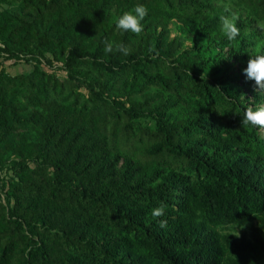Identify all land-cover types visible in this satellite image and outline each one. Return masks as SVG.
I'll list each match as a JSON object with an SVG mask.
<instances>
[{"label": "trees", "instance_id": "obj_1", "mask_svg": "<svg viewBox=\"0 0 264 264\" xmlns=\"http://www.w3.org/2000/svg\"><path fill=\"white\" fill-rule=\"evenodd\" d=\"M261 46L264 0H0V264H264Z\"/></svg>", "mask_w": 264, "mask_h": 264}, {"label": "clouds", "instance_id": "obj_2", "mask_svg": "<svg viewBox=\"0 0 264 264\" xmlns=\"http://www.w3.org/2000/svg\"><path fill=\"white\" fill-rule=\"evenodd\" d=\"M149 15V10L144 4H136L130 11L124 12L115 21V28L121 33H132L139 35L143 31V22ZM220 31L227 38L228 42H234L240 36V28L237 26L235 17L232 15H225L220 18ZM103 51L105 55L113 53H121L124 56L130 54V49L122 43H114L105 40ZM264 46L257 49L255 54L249 55L247 67L244 69V75L247 81H254L257 95H264ZM242 125H250L253 128H264V106L253 110L249 107L242 119ZM165 205L151 210L153 218H160L165 216ZM168 226L167 220H159V227L165 229Z\"/></svg>", "mask_w": 264, "mask_h": 264}, {"label": "rangeland", "instance_id": "obj_3", "mask_svg": "<svg viewBox=\"0 0 264 264\" xmlns=\"http://www.w3.org/2000/svg\"><path fill=\"white\" fill-rule=\"evenodd\" d=\"M180 33L178 31H174L173 37L179 36ZM186 46H191L189 42L186 43ZM3 67L7 70L12 75H23V74H30L34 68H35V63L34 62H21V63H14V61H7L5 64H3ZM44 69H50L46 68L45 65H43ZM53 72L54 75L58 76L60 79H65L69 75V71L65 70L62 65H55L53 66ZM83 71H80V74L82 75ZM143 123L146 125H151L154 126V122L149 120H142ZM256 226V223H255ZM242 231H246L250 233L251 228L249 226H246L242 229L238 228L236 229L233 233L236 235H240Z\"/></svg>", "mask_w": 264, "mask_h": 264}]
</instances>
